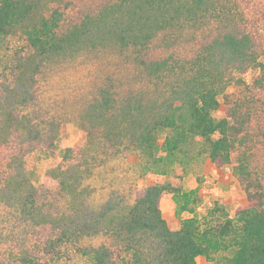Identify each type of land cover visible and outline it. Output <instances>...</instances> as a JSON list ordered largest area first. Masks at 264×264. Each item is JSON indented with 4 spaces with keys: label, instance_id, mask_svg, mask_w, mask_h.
Returning a JSON list of instances; mask_svg holds the SVG:
<instances>
[{
    "label": "trees",
    "instance_id": "1",
    "mask_svg": "<svg viewBox=\"0 0 264 264\" xmlns=\"http://www.w3.org/2000/svg\"><path fill=\"white\" fill-rule=\"evenodd\" d=\"M61 4L34 20L36 5L30 0H0V43L13 33L21 35L19 47L6 57L14 86L3 82L8 69L0 71V116L5 119L0 121V217L11 223L21 215L28 228L26 235L20 225L5 231L2 224L0 264L54 260L61 243L75 245L81 236L100 233L103 220L117 208L112 194L96 214L74 221L58 237L38 236L39 228L46 227L40 206H47L52 194H38L20 172L23 155L13 151L11 139L14 129L30 135L33 129L44 131L35 106L45 100L43 83L55 69L73 77L69 100L62 98L61 107L71 106V112L90 122L97 116L106 126L115 121V132L123 121L135 125L137 117L151 118L140 140L152 146L154 137L168 130L166 147L173 152L199 139L213 166L234 165L247 199L235 218L204 229L198 218H190L174 231L162 216L167 187L137 189L132 208L109 233L117 250L94 248L92 264H197L198 257L213 262L220 252L229 253L226 264H264V156L256 166L246 155H264V64L259 61L264 55V0ZM255 69L259 72L247 81L245 75ZM230 84L233 92L226 93ZM121 135H115L116 143ZM13 237L22 239L21 248L14 247Z\"/></svg>",
    "mask_w": 264,
    "mask_h": 264
},
{
    "label": "rangeland",
    "instance_id": "2",
    "mask_svg": "<svg viewBox=\"0 0 264 264\" xmlns=\"http://www.w3.org/2000/svg\"><path fill=\"white\" fill-rule=\"evenodd\" d=\"M30 1L36 5L32 19L37 20L48 16L61 3L64 5L65 0ZM20 36V33H13L0 43V71L8 69L3 82L11 84V87L14 86L15 74L11 73V65L7 67L6 57L13 53L10 49L19 47ZM259 61L264 64V55ZM253 72L258 73L259 70H251L244 78L249 81ZM47 77L43 83L47 93L45 100L41 98L35 106L41 123L46 126L44 131L37 133L33 129L34 133L30 135L29 130L20 128L16 132L14 129L11 139L13 151L23 155V166L18 168L20 172L23 170L38 194H52L47 206H40L39 216L44 218L46 227L39 228L38 236L45 239L54 235L58 237L61 229H72L74 221L96 214L112 194L117 208L103 220L100 233L90 232L81 236L75 245L74 242L61 243V254L45 264H92L91 252L94 248L105 245L116 251V240L109 236L110 231L132 208L135 191L150 185L163 184L167 187L163 194L162 216L174 231L190 218H198L202 229L226 217L235 218L236 209L247 204L246 196L235 179L234 165L213 166L207 147L199 139L173 152L166 147V139L171 136L168 130L159 132L152 140V146L140 140L141 133L153 120L151 118L137 117L135 125L123 121L122 129L117 132L115 127L118 123L115 121L106 126L97 116L90 122L83 119L80 112H71V106L61 107L62 98L68 97V101L70 97L67 96V88L73 85L71 72L55 69ZM225 92H233V86L228 85ZM220 99L222 103V97ZM27 111L29 114L30 109ZM15 118L13 123H17ZM1 120H5L4 117L0 116ZM83 125L91 127L89 133ZM120 132V143H116L119 137L115 135ZM35 134H40L39 138ZM114 143L117 144L115 148ZM246 155L256 166L264 156L251 151ZM64 184L66 187H63ZM11 208L16 210L17 205H11ZM213 209L215 215L211 214ZM20 219L21 215L13 221L11 219L10 223L0 217V227L3 224L5 231H10V228L20 225L21 232L27 235L28 228ZM12 240L16 241L14 237ZM21 241L12 243L15 248H21ZM0 247L3 248L2 245ZM228 256L229 253L220 252L213 262L200 256L197 264H226L224 257Z\"/></svg>",
    "mask_w": 264,
    "mask_h": 264
}]
</instances>
